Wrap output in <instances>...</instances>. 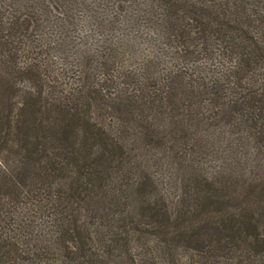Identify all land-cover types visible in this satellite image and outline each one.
<instances>
[{
	"label": "trees",
	"instance_id": "trees-1",
	"mask_svg": "<svg viewBox=\"0 0 264 264\" xmlns=\"http://www.w3.org/2000/svg\"><path fill=\"white\" fill-rule=\"evenodd\" d=\"M0 264H264V0H0Z\"/></svg>",
	"mask_w": 264,
	"mask_h": 264
}]
</instances>
